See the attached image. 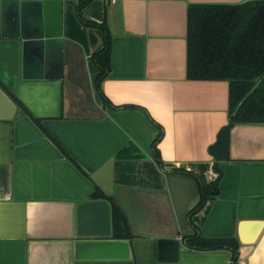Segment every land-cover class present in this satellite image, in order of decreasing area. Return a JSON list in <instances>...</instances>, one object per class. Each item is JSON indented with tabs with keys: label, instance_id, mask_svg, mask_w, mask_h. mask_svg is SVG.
I'll use <instances>...</instances> for the list:
<instances>
[{
	"label": "crops",
	"instance_id": "0c3cea01",
	"mask_svg": "<svg viewBox=\"0 0 264 264\" xmlns=\"http://www.w3.org/2000/svg\"><path fill=\"white\" fill-rule=\"evenodd\" d=\"M241 1L89 0L78 10L80 0H63L57 79L23 78L22 40L0 37V81L41 119L18 106L0 118V264H232L227 247L190 246L194 235L234 236L239 264H264V121L235 123L230 158L216 169L210 146L230 120L229 81L187 76L189 3ZM104 20L109 103L92 58L102 31L85 23ZM110 159L111 202L126 217L133 256L77 258V205ZM217 179L190 213L201 186ZM260 220L256 238L243 241Z\"/></svg>",
	"mask_w": 264,
	"mask_h": 264
},
{
	"label": "trees",
	"instance_id": "16d2710c",
	"mask_svg": "<svg viewBox=\"0 0 264 264\" xmlns=\"http://www.w3.org/2000/svg\"><path fill=\"white\" fill-rule=\"evenodd\" d=\"M89 0H80V10ZM85 22V21H84ZM102 31L103 45L92 53L98 67L96 85L105 103H109L101 89V83L111 70L112 35L106 21H86ZM187 76L190 79H225L229 81L230 120L210 146L219 169L220 160L230 158V129L237 122L264 121V0H248L240 3L191 2L187 9ZM2 88L38 124L24 104L0 81ZM159 129V128H158ZM159 135L156 137V139ZM154 140V144H155ZM156 157L158 151L156 150ZM218 179L201 186L198 203L190 213L200 209L210 197ZM92 198L112 199L96 186ZM112 237L130 238L126 217L120 207L111 202ZM190 246L202 249L227 247L232 252V264H239L238 238L201 235L189 238Z\"/></svg>",
	"mask_w": 264,
	"mask_h": 264
},
{
	"label": "water",
	"instance_id": "95a60500",
	"mask_svg": "<svg viewBox=\"0 0 264 264\" xmlns=\"http://www.w3.org/2000/svg\"><path fill=\"white\" fill-rule=\"evenodd\" d=\"M248 0H243L245 2ZM63 0H0V37L23 42V78L63 76ZM16 102L0 85V118L11 119ZM107 196L113 194V159L90 173ZM243 241H253L263 221ZM77 258L129 259L133 256L129 238L112 237L111 204L106 198H90L77 205Z\"/></svg>",
	"mask_w": 264,
	"mask_h": 264
}]
</instances>
